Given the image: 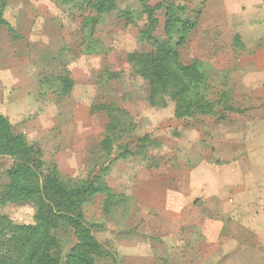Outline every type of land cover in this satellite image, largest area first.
<instances>
[{"label":"rangeland","instance_id":"rangeland-1","mask_svg":"<svg viewBox=\"0 0 264 264\" xmlns=\"http://www.w3.org/2000/svg\"><path fill=\"white\" fill-rule=\"evenodd\" d=\"M94 1L0 0V118L25 143L0 154V264H66L82 243L72 264H264V0ZM146 1L153 35L181 42L170 68L197 60L226 92L216 114L147 99L128 61L150 48ZM19 163L36 178H11ZM51 178L85 188L77 215Z\"/></svg>","mask_w":264,"mask_h":264},{"label":"trees","instance_id":"trees-1","mask_svg":"<svg viewBox=\"0 0 264 264\" xmlns=\"http://www.w3.org/2000/svg\"><path fill=\"white\" fill-rule=\"evenodd\" d=\"M106 1L96 0L92 2L91 6L98 13H101L108 8ZM109 3V6H112L113 0H110ZM144 5L146 6L145 10L147 12L148 27H150V30L142 32V39L145 43L150 44V48L130 53L128 55V61L132 64L134 73L147 82V99L153 104L160 103L165 105L166 98H168L174 103V116L178 118L216 114L215 107L217 104H220L223 96L224 98L226 97V92L215 96L214 99H211L207 95L211 85L206 72L201 68L197 60H193L185 65L178 63L175 70L170 68V62L176 61L179 57L177 47L181 42L178 41L174 45H170L167 40H159L156 38L151 31L154 30V23L156 22L152 16L153 11L147 5V1ZM166 16L164 30L169 35L172 31L173 24L177 21L176 17L171 13L169 6L166 7ZM110 118L111 120L114 119L113 116ZM146 138L143 137L140 140L142 141ZM22 151H25V143L20 137L11 135L8 131L6 120L0 118V154H10L17 158L19 156L18 153ZM9 175L14 179L18 177L25 180L28 178L33 179V177L36 178L35 172L27 163H19L17 167L9 171ZM17 187L21 193L23 191L33 193L35 192V188L39 186L37 184L31 187L27 185H17ZM43 189L46 193L49 191L62 193L69 202L70 210L77 212L76 215L80 212L82 198L78 197V195L84 194V187L77 188L72 195H69V193H65L56 178H51L44 182ZM71 224L78 236H83L84 239L87 238L89 241L93 239L89 227H83L81 222L75 220H72ZM25 228V232L30 235L38 230V226L33 225L25 226ZM85 246L82 243L72 247L66 264H72L77 258H82L80 254L84 252Z\"/></svg>","mask_w":264,"mask_h":264}]
</instances>
